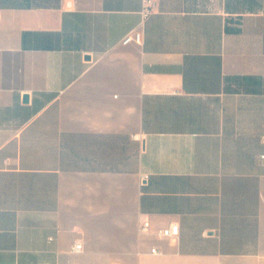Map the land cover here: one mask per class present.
<instances>
[{"label": "crops", "instance_id": "obj_1", "mask_svg": "<svg viewBox=\"0 0 264 264\" xmlns=\"http://www.w3.org/2000/svg\"><path fill=\"white\" fill-rule=\"evenodd\" d=\"M151 1L0 0V264H264V0Z\"/></svg>", "mask_w": 264, "mask_h": 264}, {"label": "built area", "instance_id": "obj_2", "mask_svg": "<svg viewBox=\"0 0 264 264\" xmlns=\"http://www.w3.org/2000/svg\"><path fill=\"white\" fill-rule=\"evenodd\" d=\"M153 9V2L151 0H143V7L141 10V14L143 18H146L152 11ZM141 34L142 30L141 27L137 29L131 30L125 37L122 39L121 43L122 44H128V43H140L141 42ZM261 159L264 160V155L261 156ZM148 228V223L145 222L142 225V230H147ZM179 228L176 223H171L168 226L159 229L157 234L158 236L162 238H175L178 235ZM81 249V244H75L72 248V251L78 252ZM151 253L157 254L158 251L155 248H151L150 250Z\"/></svg>", "mask_w": 264, "mask_h": 264}, {"label": "water", "instance_id": "obj_3", "mask_svg": "<svg viewBox=\"0 0 264 264\" xmlns=\"http://www.w3.org/2000/svg\"><path fill=\"white\" fill-rule=\"evenodd\" d=\"M23 99H24V101H26L27 100V96H24Z\"/></svg>", "mask_w": 264, "mask_h": 264}]
</instances>
